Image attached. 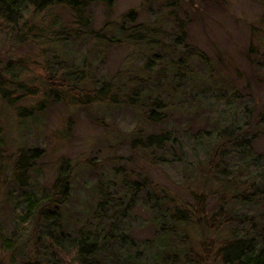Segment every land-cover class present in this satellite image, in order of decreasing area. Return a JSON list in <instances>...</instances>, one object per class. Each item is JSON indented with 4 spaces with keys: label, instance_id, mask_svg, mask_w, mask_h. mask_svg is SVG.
Returning <instances> with one entry per match:
<instances>
[{
    "label": "trees",
    "instance_id": "trees-1",
    "mask_svg": "<svg viewBox=\"0 0 264 264\" xmlns=\"http://www.w3.org/2000/svg\"><path fill=\"white\" fill-rule=\"evenodd\" d=\"M113 2L0 0V32L5 34L4 43L17 49L37 48L35 57L44 60L49 79L40 84L44 99L37 106H43L48 97L82 109H92L96 104L126 105L135 111L138 119L125 141L132 149L148 153L154 163V153L176 140L175 132L158 130L157 126L164 125L176 110L184 109L185 103H196L211 88V82L208 84L206 79L213 74L211 62L197 47L184 44L180 48L181 35L174 33L167 45L163 41L167 34L161 38L164 22L183 30L184 20L174 7L175 0H167L168 10L163 8L153 22L119 26L108 21L95 30L92 6L111 7ZM58 8L66 12L67 18L57 12ZM135 16L132 9L124 18L133 20ZM125 44L138 50H170L175 59L164 60L160 53H154L144 65L147 78L131 70H118L109 79L94 80L89 70V54L100 52L101 46ZM83 45L87 46V53L80 61H73V48ZM180 49L182 52L177 54ZM16 56L12 51H0V101L7 108H17V116L24 118L31 116L32 108L16 107V104L36 96L39 90L27 77L22 78L26 66L35 62L31 61L34 59L31 55ZM193 59L198 63L196 72L188 64ZM154 60L158 67H151ZM192 107L188 110L189 122L190 114L196 115ZM234 117L233 114L219 117L209 130L192 129L188 125L178 132L179 136L186 134L194 147L203 151L204 160L198 158L196 166L180 159L182 177H192L194 188L183 186L185 193L172 197L168 187H152L148 176L131 178V170L126 171L128 174L125 172L120 177L127 191L114 194L98 187L99 200L72 240L56 224L69 200L75 167L57 174L45 194L25 197L24 207L13 203L15 223L22 233H32L35 240L34 253L18 264H186L190 249L182 245L181 239V231L186 227H192L201 238L207 232L218 233L229 228L230 233L219 248L223 264H264V155L254 149L255 140L264 134V127L259 126L264 110L246 107L241 125ZM141 122L151 129L145 135L140 132ZM39 154L37 149L20 151L10 164L3 162L6 157L0 150V190L13 183L25 188ZM83 165L89 167L88 163ZM211 184L215 188H209ZM235 205L246 211L240 215ZM134 207L139 208L143 219L151 225L147 243L136 245L132 239L127 220L133 218ZM6 247L10 248L9 243Z\"/></svg>",
    "mask_w": 264,
    "mask_h": 264
},
{
    "label": "rangeland",
    "instance_id": "rangeland-1",
    "mask_svg": "<svg viewBox=\"0 0 264 264\" xmlns=\"http://www.w3.org/2000/svg\"><path fill=\"white\" fill-rule=\"evenodd\" d=\"M166 1L114 0L111 7L95 4L91 8L92 26L96 30L108 21L119 26L153 22L163 8L168 10ZM175 1L174 7L184 20L183 30L164 22L161 38L167 34L163 40L167 45L175 33L181 35L178 41L180 48L188 44L203 50L211 62L213 74L206 79L208 84H212L196 103H185L184 109L176 110L164 125L157 126L158 130L175 132L176 140L154 153V163H151L152 157L148 153L132 149L125 141L127 133L138 119L135 111L126 105L115 107L96 104L92 109H82L48 97L43 106H37L44 99L39 90L40 84L49 79L45 73L46 64L42 58H36L37 48H14L3 42L5 34L0 32L1 52L8 50L17 56L31 55L34 59L31 61L35 62L26 66L22 78L27 77L39 90L36 96L16 104V107L32 108L29 117L19 118L17 108H7L0 101V150L6 157L3 162L11 164L16 153L27 149L40 152L25 188L20 189L13 183L0 190V264H18L34 253L32 233H22L13 219L11 206L18 202L24 207L25 197H40L48 192L57 174H65L75 167L70 180V197L56 224L67 235V239L72 240L78 229L86 224L87 216L99 200L98 187L114 194L127 191L120 177L126 171L131 170V178L148 176L152 187H168L172 197L181 195L183 186L194 188L192 177H182L180 161L185 159L188 165L196 166L198 158L202 162L204 156L201 147H194L195 144L188 140L186 134L180 133L179 136L182 127L189 125L192 129L205 127L209 130L218 123L219 117L230 114L241 125L245 121L246 107L255 106L264 110V0ZM58 9L57 12L67 18L66 12L62 8ZM132 9L136 11L135 18H124ZM86 47L73 48L72 60L80 61L79 58L87 53ZM99 50L88 57L90 74L96 81L105 77L109 79L118 70H131L135 75L147 78L144 65L154 53H160L164 60L175 59L170 50H138L130 44L119 47L105 45ZM181 52L180 49L177 54ZM155 60L151 62V67H158ZM188 64L196 72V60H190ZM200 70L204 72V66ZM190 106H193L196 115L190 114L192 120L189 122ZM93 117L99 122H94ZM259 126L264 127V119ZM140 128L143 135L151 130L145 122L140 123ZM254 149L264 155V134L255 140ZM83 163H88L89 167ZM209 188L213 189L215 185L211 184ZM235 208L240 215L246 211L239 205H235ZM132 212L133 218L127 221L131 225L134 243L138 245L149 241V221L143 219L139 208L134 207ZM229 233V228L221 229L218 233L207 232L201 238L192 227H186L185 231H181L182 245L190 249L186 264H223L219 248ZM7 243L10 248L6 247Z\"/></svg>",
    "mask_w": 264,
    "mask_h": 264
}]
</instances>
